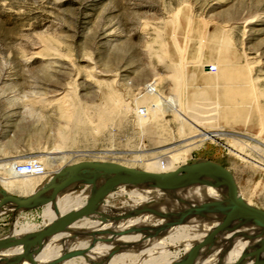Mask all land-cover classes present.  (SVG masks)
<instances>
[{"label":"rangeland","instance_id":"374dc122","mask_svg":"<svg viewBox=\"0 0 264 264\" xmlns=\"http://www.w3.org/2000/svg\"><path fill=\"white\" fill-rule=\"evenodd\" d=\"M222 25L230 26L229 45L232 56L244 61L243 65L250 71L252 83L264 92V0H0V164L35 157L40 155L43 149H50L59 143L56 129L62 122L54 118L43 121L30 116L25 104L41 97L59 98L64 94L65 88L72 84L75 85L77 98L73 103L68 102V109L72 110L82 105L86 113L90 114V119H82L83 122L82 120L80 122L68 118V141L63 147V153L68 156L62 165L68 164L69 173L73 171L71 169L80 166L101 171L123 170L112 164L116 162L138 168L140 164L133 162V156L136 154L148 155L150 161L155 151L183 144V141L192 139V135H196L194 141H200L202 136L186 130L185 133L188 132L191 137L178 136L176 143H170L169 138L178 135L175 128H178L176 124L179 122L174 119L170 110L168 111L169 108H166V115L164 113L158 122L153 125L145 124L142 129L137 125L134 114H130L134 118L129 115L127 119L125 117L122 119L118 113L106 120L107 125L115 127L113 130L106 126L102 128L94 113L96 108H101L107 103L105 96L110 88L106 85L114 77L117 80L116 88H119L124 98H133L138 89L154 81L156 75L159 76L157 89L164 95L172 97L171 93L174 91L172 83H168L172 82L171 78L169 80L168 66L171 61L176 62L179 59L173 55L159 62L157 54L160 52V46L154 44L156 40L162 38L172 52H182L186 55L187 64L191 69L202 71L207 61L204 52L207 39ZM178 35L182 37V41L177 44ZM47 42L52 45L53 50L44 48ZM148 43L150 45L147 46ZM155 49L159 50L158 53ZM96 70L98 73L94 72ZM169 88L170 91L172 89L171 92ZM68 91L69 101L73 95L71 89L68 88ZM260 99L264 107V96ZM51 112L47 110V113ZM220 125L225 126L221 131L224 134L222 138L203 140L193 147H188L189 149L187 146L178 149V152L188 150L181 156L180 161L175 163L176 166H181L179 170L183 176L174 187L188 177L185 168H193L200 164L205 170L212 172L214 177L221 176L218 168H214V164H217L232 172L231 178L235 176L243 194L245 196L248 194V199L264 206V169L245 165L233 155L228 145L230 136L236 134L230 133V127L226 124ZM250 136L257 140L249 137L244 139L251 143L255 142L263 151L249 152L253 155L255 153L256 159L259 158L257 152L264 156V134L250 133ZM65 173V169L58 170L55 177ZM80 178L71 180L99 181L97 178L86 179L84 176ZM199 180H202V177L196 176L195 181ZM129 184L137 185L139 182ZM3 188L0 182V241L11 239L8 233L13 227L19 229L20 226L33 225L32 230L26 228L23 232L41 231L45 215L43 207L39 204L28 209H19L15 205L14 209L4 211V207L10 208L7 199L15 197L20 191L17 189L7 191L2 199ZM51 188L56 187L52 185ZM21 193L23 194V192L19 194ZM116 198V193L112 191H108L103 197L108 205L118 206L119 199ZM194 209H203V204L197 205ZM149 223V227L155 228V232H161L160 238L165 242V254H169L166 258L169 261L173 260L172 264H177V261L180 262L184 258L188 251L189 238L193 236L196 238L197 235L193 234L195 232L197 234L199 230L195 231L193 228L195 221L192 228L188 222L179 223L193 229V232H190L193 236L189 233L190 229L185 230L187 228L183 225L181 228L183 231L181 229L174 231L175 233L169 231V234L168 231L165 232L166 230L163 233L161 229L164 227L159 219L153 218ZM36 234L40 232L33 235ZM180 234L187 236L173 240ZM136 235L132 234L117 244L120 246L124 245V242L128 244L127 241H134ZM184 238H187V241ZM26 242L31 244L33 241ZM13 244L16 243L0 245V248ZM57 245L64 250L62 243ZM66 247L68 249V245ZM137 248L135 245L131 249L117 248L116 251L106 253L104 261L98 264H107L111 254L123 251L131 252V257L136 259L149 249L138 252ZM252 254L256 252L247 256ZM161 259L163 258L147 259L146 262L139 261L136 264H166Z\"/></svg>","mask_w":264,"mask_h":264},{"label":"bare ground","instance_id":"6f19581e","mask_svg":"<svg viewBox=\"0 0 264 264\" xmlns=\"http://www.w3.org/2000/svg\"><path fill=\"white\" fill-rule=\"evenodd\" d=\"M161 39H155L159 43L154 41V44H159L160 46V48L158 46L160 49L159 53V50L155 49L156 53H158L157 57L160 59H158L159 62L173 55L178 56L179 59L176 62L171 61L169 66L167 65L170 68L169 80L170 78L172 80V82L168 83H172L174 91L171 93L172 97L164 95V93H161L162 91H159L160 89H157L159 76L157 77L156 75L155 80L138 89L133 98H124L119 88H116L117 80L114 77L111 82L109 80V85L106 83V86L110 88L105 96L107 103H105V106L102 105L103 107L101 108H96L94 114H96L100 125L103 126L102 128L106 126L112 130L115 127L107 125L106 120L113 118L114 114L118 113L121 118L134 114L137 118V125L142 129L145 124L153 125L158 122L164 116V113L166 115V108H169L168 111L170 110L169 112L172 113L174 119L179 122L176 124L178 128H175L178 135L174 138H169L170 143H176L178 136L187 135L188 138L189 136L191 137V135L187 134L188 132L185 133L186 130L199 134L202 139L194 141V136L196 135H192L193 138L183 141V144L178 146L175 144L159 152L155 151L156 153H152L154 155L151 156L150 161H148L150 159L147 158L148 155L136 154L133 156V162L140 164L138 168H135L133 164V167H129L126 165L127 163L116 162L112 164L123 170L106 171L102 169L101 171V169L94 170L84 167L83 170L90 172L82 174L79 170H76L78 173L76 171L69 173L68 164L62 165L63 160L68 156L63 153V147L67 145L68 141V118L77 121L90 119V114L86 113L82 105L72 110L68 109V104L73 103L74 99L76 100L77 98L75 85L67 86L64 94L59 98L47 99L41 97L27 102L25 106L30 116L43 121L54 118L63 123L58 125L56 129V135L60 140L54 147L52 146V148L47 150L43 149L44 151L40 155L26 157V160L33 158L43 163L45 173L41 176L19 177L14 175L13 166L21 161L19 159L0 164V182L4 186V194L1 195L2 199L6 196V192L12 189H17L27 194L23 195L26 197L28 193L35 192L38 188L50 185L59 186L68 181L70 176L79 175V177L84 176L86 179L97 178L99 181H75L70 185L67 184L52 201L43 207L45 215L42 226L44 228L50 226L51 223L69 211L79 209L104 190L116 193L119 205H108V202L102 198L88 215L68 225L62 231L43 237L31 244L26 241L32 240L35 236L33 234L40 231L23 232L26 228L32 230L33 225H28V227L27 225L20 226L19 229L13 227L8 233V237L10 236L9 238L11 239L0 241V245L16 244L9 247L1 246L0 264H98L106 258V253L116 251L117 248L131 249L133 245L138 246V252L149 249L144 255L136 259L131 257L132 255L130 254L131 252L128 253L129 251L111 254L109 257L110 261L107 264H136V262H146L147 259L154 258H163L161 260L166 262V264H172L171 261L173 260L169 261L166 258L169 254H165V242L160 238L161 232L157 233L155 228L149 227V221H152L153 218L162 222L161 224L164 228L161 230L163 233L165 230V232L179 231L185 226L183 224V226L180 225V222H188L191 225L190 228H192L193 221L196 222L193 228L195 231L199 230L197 234L195 232L193 235L197 236L195 238L190 233L191 231L193 232V229L189 228V233L195 239L193 237L189 238L188 251L180 262L177 261V264H235V262H238L237 264H264V227L261 225L253 224L248 220L232 218L215 236H210L211 232L228 215L231 207L228 188L221 177H214L212 172L206 171L201 173L202 180L195 181V177L192 176L176 187L164 188L149 179L134 176L135 172L144 171L161 174L164 177H168L171 182L180 180L183 176V173L179 170L181 166H176L175 163L196 143H200L203 140L222 138L224 134L221 131L225 126L222 127L220 123L229 126L230 133L236 134L235 136H230L228 145L230 152L245 165L264 169V156L259 153L263 150L254 141L251 140L254 142L251 143L244 139L249 137L256 141L257 139L254 136L252 138L250 133L256 135L264 134V107L260 101V98L264 96V92L256 88L252 83L250 71L247 68L245 69V65H243L245 64L244 61L232 56L229 45L230 26H219L207 39L208 42L204 46L207 61L202 71L191 69L187 64L186 55L175 51V48H173L175 52H172L173 50H170L168 43ZM181 39L182 37L178 35L177 44L181 43ZM148 45L150 44L148 43ZM44 48L53 50L49 42L45 44ZM94 72L98 73L97 70ZM88 76L91 77L89 74ZM113 86L115 87L113 88ZM68 88L72 90L71 93L73 95V99L70 98L69 101L68 92L70 91H68ZM47 110H51L52 114L47 113ZM130 116L132 117V115ZM116 127L119 126L116 125ZM183 146L189 148L178 152V149ZM255 150L259 151L257 152L259 156L257 159L255 153L253 155L249 152ZM235 164H237L236 161ZM64 169L66 171L64 175L55 177L58 170ZM206 177L208 178L203 179ZM117 180L125 181L115 182ZM131 182H139V184H129ZM54 183L57 184L54 185ZM117 183L128 184L120 185ZM237 192L242 196L240 189ZM246 195L248 196V194ZM245 201L248 205H254L248 199H245ZM8 203H10V208L4 207V211L15 208L13 202ZM202 204L203 209H194L197 205ZM79 221L82 222L78 224L77 222ZM154 225L157 226L156 224ZM183 233L186 234V232ZM132 234H137V237L134 241H127L128 244L124 242V245L127 246L117 244L126 240ZM187 235L189 236L188 233ZM187 235L182 236L180 234L174 237L173 240ZM187 238L184 239L187 241ZM206 238L208 241L204 243ZM18 240L24 242L18 243ZM59 243L64 245V250L62 249L63 247L57 245ZM66 245H68V249L67 247L65 248ZM166 252L168 251L166 250ZM253 252H256V254L247 256Z\"/></svg>","mask_w":264,"mask_h":264},{"label":"water","instance_id":"95a60500","mask_svg":"<svg viewBox=\"0 0 264 264\" xmlns=\"http://www.w3.org/2000/svg\"><path fill=\"white\" fill-rule=\"evenodd\" d=\"M211 165V163H210ZM85 166H80L75 169H71L73 171L79 170V172L85 171L83 170ZM214 168H218L219 172H221V179L224 181V184L228 188L229 192V198L231 202V207L228 215L222 220V222L211 232L210 236H215L220 230L226 226L228 221L232 218L239 219V220H248L252 222L253 224H259L262 227H264V211L251 207L247 205L239 196L237 193L236 186L230 177V172L226 171L224 168L219 167L217 164H214ZM203 168V166L197 165L193 168H185V173L188 175V177L185 178V180L189 179L190 177H196L200 176L202 172H206ZM86 172H82V174H85ZM74 174V173H73ZM134 176H140L144 177L145 179H149L159 185L160 187L164 188H173L174 184L176 182H171V180L168 177H164L161 174L155 173V172H144V171H137L134 173ZM72 178H78L79 175H72L68 178V181L64 182L60 186H54L56 188H51L52 185L46 186L45 190V196L41 198L40 196H32L29 200H21L14 196L7 199V202H13L19 209H26L30 207H34L39 204H47L50 201H52L61 191L62 189L68 184L75 181H83V180H71ZM184 180V181H185ZM119 181H125V180H117L115 182ZM114 182V183H115ZM107 191H101L99 192L91 201L86 202L82 207H80L77 210H71L67 214L61 216L58 218L55 222L51 223L50 226L42 229L40 231V234H36L34 238L32 239V243H35L39 239L43 237H47L50 235H54L63 229H65L68 225L74 223L75 221L83 218L84 216L88 215L91 211V209L101 201V199L106 195ZM208 239L206 238L204 240V243L207 242Z\"/></svg>","mask_w":264,"mask_h":264},{"label":"built area","instance_id":"2783aa9c","mask_svg":"<svg viewBox=\"0 0 264 264\" xmlns=\"http://www.w3.org/2000/svg\"><path fill=\"white\" fill-rule=\"evenodd\" d=\"M13 173L19 177H35L43 175L45 169L41 161L31 158L15 163Z\"/></svg>","mask_w":264,"mask_h":264},{"label":"crops","instance_id":"0c3cea01","mask_svg":"<svg viewBox=\"0 0 264 264\" xmlns=\"http://www.w3.org/2000/svg\"><path fill=\"white\" fill-rule=\"evenodd\" d=\"M230 174L232 175V172H230ZM233 182H234V184H235V186H236V189H237V191H238V189H240L239 188V186L237 185L238 184V182H237V180H236V178H234V176H233ZM45 190H46V186H44V187H41V188H38L37 190H35V192H32V193H28V196H26V197H24L25 195H27V194H22L21 193V195L18 193V194H16L15 195V197L16 198H18V199H21V200H29L32 196H40L41 198H43L44 196H45ZM240 191H241V189H240ZM242 192V191H241ZM238 193V192H237ZM30 194V195H29ZM24 195V196H23ZM238 196L240 197V198H242L243 199V201L246 203V201H245V199H248L244 194H243V192H242V196H240L239 194H238ZM21 197V198H20ZM244 197H245V199H244ZM248 200H250L251 202H253L254 203V205H251V204H249V205H251V207H254V208H257V209H260V210H262V211H264V206L263 205H260L259 203H257V202H255V201H252L251 199H248ZM247 204V203H246ZM41 205V207H44L46 204H40ZM248 205V204H247ZM26 209H28V208H26ZM43 225V224H42ZM43 227V226H42ZM44 228V227H43Z\"/></svg>","mask_w":264,"mask_h":264}]
</instances>
